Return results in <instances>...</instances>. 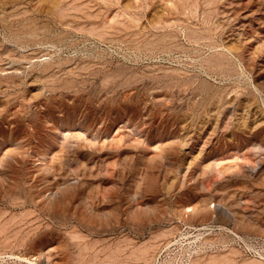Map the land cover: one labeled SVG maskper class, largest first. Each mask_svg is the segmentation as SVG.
<instances>
[{"label": "rangeland", "instance_id": "374dc122", "mask_svg": "<svg viewBox=\"0 0 264 264\" xmlns=\"http://www.w3.org/2000/svg\"><path fill=\"white\" fill-rule=\"evenodd\" d=\"M0 264H264V0H0Z\"/></svg>", "mask_w": 264, "mask_h": 264}]
</instances>
